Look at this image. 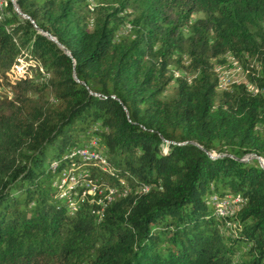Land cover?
Masks as SVG:
<instances>
[{"label":"trees","instance_id":"trees-1","mask_svg":"<svg viewBox=\"0 0 264 264\" xmlns=\"http://www.w3.org/2000/svg\"><path fill=\"white\" fill-rule=\"evenodd\" d=\"M96 3L0 8V264H264V0Z\"/></svg>","mask_w":264,"mask_h":264},{"label":"rangeland","instance_id":"rangeland-1","mask_svg":"<svg viewBox=\"0 0 264 264\" xmlns=\"http://www.w3.org/2000/svg\"><path fill=\"white\" fill-rule=\"evenodd\" d=\"M93 1L98 3V0H93ZM0 2H6V0H0ZM0 8H1V6H0ZM127 26L128 27H125V30H123V34L131 32L132 28H130V24L128 22H127ZM225 59H226V63L221 64V65H217V68H216V72H217L218 78H219V90L227 87L228 85H230L234 82H240L244 79L242 68H241L239 62L234 58V56L230 53H227L225 55ZM20 67L21 66L19 65L16 68V70L21 71ZM174 74H175V77H177L178 74H180V73L175 71ZM173 83H172L171 87H169L168 92H171V88L174 85ZM249 88L251 89L252 87H249ZM251 160H258L259 163L262 166H264V158H256L253 155L244 156V161H251ZM61 187L64 188L62 183H61ZM62 194H64V189L62 190ZM229 196H231V195H229Z\"/></svg>","mask_w":264,"mask_h":264},{"label":"built area","instance_id":"built-area-1","mask_svg":"<svg viewBox=\"0 0 264 264\" xmlns=\"http://www.w3.org/2000/svg\"><path fill=\"white\" fill-rule=\"evenodd\" d=\"M5 2H0V6L3 5ZM77 179L75 178V176L71 175L69 176V174L64 175L61 180L60 183L63 184L64 187V194H66V190L70 189L73 187V185L77 184ZM88 186V184H87ZM109 191H112L111 189ZM88 193H93L94 192V187H89L87 190ZM238 202H234V204H237Z\"/></svg>","mask_w":264,"mask_h":264},{"label":"water","instance_id":"water-1","mask_svg":"<svg viewBox=\"0 0 264 264\" xmlns=\"http://www.w3.org/2000/svg\"><path fill=\"white\" fill-rule=\"evenodd\" d=\"M11 1H12L13 3L15 2L14 0H11ZM14 9H15V11H16L20 16H22V17H24V18L30 20L31 23H33V21L30 19V17H29L27 14H24V13L20 12L19 9H18L16 6H14ZM33 24H34V23H33ZM34 26H35V25H34ZM36 28H37V27H36ZM37 30H38L40 33H42L43 35L47 36L50 40L57 42L56 39H55L54 37L49 36L46 32L42 31V30L39 29V28H37ZM65 50H66V49H65ZM66 52H67V51H66ZM253 156H255L256 158H261V157H258V156H256V155H253ZM240 160H244V158H242V159H240Z\"/></svg>","mask_w":264,"mask_h":264},{"label":"bare ground","instance_id":"bare-ground-1","mask_svg":"<svg viewBox=\"0 0 264 264\" xmlns=\"http://www.w3.org/2000/svg\"><path fill=\"white\" fill-rule=\"evenodd\" d=\"M5 3H6V2H5ZM5 3H4V4H5ZM4 4H3V5H4ZM3 5H1V7H2ZM91 8L94 9L92 3H91ZM79 153H81L82 155H85V156H89V151H88V150H85V149H84V150H83V149L80 150ZM235 202H238V203H239L240 201H235ZM219 204H220V203H219ZM222 206H223V205H222ZM222 206L219 205V211H220L222 214H224V213H225V209L222 208ZM226 206H227V205H226ZM229 206H231V205H229ZM223 207H224V206H223ZM228 210H229V209H228Z\"/></svg>","mask_w":264,"mask_h":264}]
</instances>
